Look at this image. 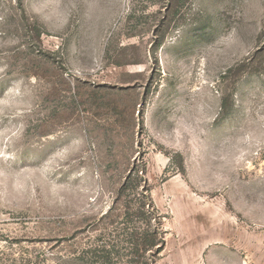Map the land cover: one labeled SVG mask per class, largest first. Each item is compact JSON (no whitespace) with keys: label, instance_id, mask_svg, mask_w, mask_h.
I'll use <instances>...</instances> for the list:
<instances>
[{"label":"rangeland","instance_id":"1","mask_svg":"<svg viewBox=\"0 0 264 264\" xmlns=\"http://www.w3.org/2000/svg\"><path fill=\"white\" fill-rule=\"evenodd\" d=\"M0 264H264V0H0Z\"/></svg>","mask_w":264,"mask_h":264},{"label":"trees","instance_id":"2","mask_svg":"<svg viewBox=\"0 0 264 264\" xmlns=\"http://www.w3.org/2000/svg\"><path fill=\"white\" fill-rule=\"evenodd\" d=\"M148 205H149V204H148ZM150 207H151V205L149 206V208H150ZM145 209H146V204H142L141 207H140V210H142V212H145ZM148 224H149V223H148ZM161 226H162L161 223H159L158 226H157L156 228L159 230V229H161ZM148 229H149V227L147 228V230H145L146 234H148ZM144 241H145V243L147 244V245L145 246L146 251H148V250H150V249L156 247V246L158 245V242H159V241H157V240H154L152 243L149 244V242H150L151 240L147 239V235L145 236ZM161 241H162V239H161Z\"/></svg>","mask_w":264,"mask_h":264}]
</instances>
